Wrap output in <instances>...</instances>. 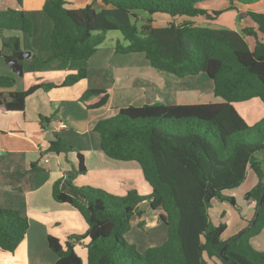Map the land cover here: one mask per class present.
<instances>
[{
  "label": "trees",
  "instance_id": "16d2710c",
  "mask_svg": "<svg viewBox=\"0 0 264 264\" xmlns=\"http://www.w3.org/2000/svg\"><path fill=\"white\" fill-rule=\"evenodd\" d=\"M21 3V0H17ZM79 8H69L68 0H45L43 10L52 21L51 53L43 61L61 57L86 60L105 41L106 33L118 30L116 53H142L148 64L177 77L204 72L213 82V94L220 102L165 103L155 101L128 105L117 113L99 119L93 130L102 152L109 158L135 161L144 181L117 195L89 184L83 155L76 151L77 166L52 185V197L75 208L87 223L83 234L69 235L62 244L48 235V247L56 254L55 264H83L74 242L87 239L86 264H208L216 258L222 264H264V249L253 241L264 233V115L249 125L234 106L235 102L259 98L264 104V12L247 10L257 25L236 31L227 27L198 25L194 18L214 20L224 9H207V0H100ZM227 9L249 7L261 0H226ZM21 13L22 29L30 32L32 22ZM170 18L156 25L153 15ZM139 22L140 25H139ZM254 39L251 48L245 37ZM20 40L7 37L0 56L6 62L21 64ZM34 58V64L39 63ZM87 76L86 68L66 73L54 80L33 84L24 91L0 93L4 111H22L26 98L37 89L48 91L71 86ZM14 76L0 74V87H11ZM98 95L89 107L97 108L108 98L106 90L89 88L80 100ZM47 120V119H43ZM14 129V128H13ZM47 151H74L59 137L49 142ZM250 168L256 184L244 194L255 202L258 213L254 224L243 227L228 239L226 226L214 225L208 207L214 198L234 202L224 191L238 187ZM31 170L41 169L38 162ZM145 203L156 221L165 224L167 235L159 245L139 250L125 238L133 225L147 229L150 224L136 220ZM28 219L16 209L0 207V249L13 252L23 240ZM226 244L223 255L221 248Z\"/></svg>",
  "mask_w": 264,
  "mask_h": 264
},
{
  "label": "crops",
  "instance_id": "0c3cea01",
  "mask_svg": "<svg viewBox=\"0 0 264 264\" xmlns=\"http://www.w3.org/2000/svg\"><path fill=\"white\" fill-rule=\"evenodd\" d=\"M44 1L21 0L18 3L17 0H0V49L5 38L16 36L20 40L21 51L29 52L28 56L21 58L20 75L0 56V74L15 77L14 85L0 87V93L6 95L11 91H24L33 84L47 80L59 82L64 74L83 67L87 70V76L71 86H57L48 91L35 90L26 98L22 111L7 112L0 107V207L16 209L29 221L23 240L13 252L0 249V264H55L56 254L48 247V235L55 236L64 244L69 235L86 231L87 223L80 212L66 203L55 201L51 193L53 183L76 168V151L83 155L87 179L93 186L123 195L128 188H136L143 183V173L137 162L125 163L111 159L102 152L99 136L93 130L99 119L116 114L121 107L158 100L165 103L222 101L214 94L203 97L191 86H182L183 80L165 76L166 73L148 64L144 54L116 53L114 43L122 37L116 36L110 43L104 41L86 60L58 57L43 61L51 53L52 30V21L43 10ZM89 3L95 8L102 5L100 0H68L65 6L79 8ZM219 4L223 5L220 8L224 9L223 13L232 12L230 22L215 26L210 24L212 20L202 17L191 20L201 26L227 27L236 31L253 27L256 30L257 25L246 11L264 12V0L249 7L238 6V10L227 9L226 0H207L201 6L214 9ZM20 12L30 18V32L23 31ZM153 19L156 25H165L171 20L159 14L153 15ZM258 38L264 40V34L258 33ZM245 39L252 48L254 39L249 36ZM34 58L40 62L34 64ZM89 88L106 90L108 98L104 105L89 107L99 100L98 95L80 100ZM234 106L248 124L255 123L264 115V104L257 97L235 102ZM59 123L65 124V127L59 128ZM57 137L74 151L59 154L47 151L49 142ZM35 162L41 169H30ZM256 182L257 176L248 168L244 181L238 187L223 192L225 196L234 198V202H230L239 209L238 214L228 209L227 200L214 198L223 212H229L235 220L234 228L225 234L229 230L227 225L223 231V239L236 234L253 217L255 202L245 200L244 194ZM145 214L136 220H145L146 217L145 221L153 225L154 222ZM148 215L151 213L148 212ZM86 242L85 238L73 243L83 264H86L87 257ZM253 244L258 249H264V233ZM207 262L222 264L216 258H207Z\"/></svg>",
  "mask_w": 264,
  "mask_h": 264
},
{
  "label": "rangeland",
  "instance_id": "374dc122",
  "mask_svg": "<svg viewBox=\"0 0 264 264\" xmlns=\"http://www.w3.org/2000/svg\"><path fill=\"white\" fill-rule=\"evenodd\" d=\"M221 7H223V5H220V4L215 5L214 9L217 10V9H220ZM231 13H232L231 11L224 12V13L222 12L219 16L216 17V19L212 20L213 23H210V24L219 26L224 23L230 22ZM140 23L141 22H139V25ZM198 23H201V22H198ZM116 36L119 38L122 37L120 31L118 30L107 31L105 42L110 43L113 39H115L114 37ZM135 54L143 56L142 53H135ZM162 72L166 73L165 76H172L174 80L176 79L183 80L182 86H185V87L191 86V89L198 91L199 94H201L203 97L207 98L208 96L213 95V82L204 72H200L197 75L184 76V77H177L165 71H162ZM178 87L180 86L178 85ZM124 162L127 163L129 161H124ZM212 200L208 207L209 218L214 225H217L219 223H224L226 227H228L227 225H229L228 227L229 230L226 231L225 233L227 234L232 228H234V225H235V220L233 219V215H231L229 212H223V208L219 206L220 203H216L214 199ZM226 205L228 206V209L231 208L234 213L236 211L238 214L239 209L237 207H233L232 203L229 200H227ZM147 207L148 206L145 203H142L139 206V210L144 211V214L146 213L145 216L150 217L151 221L154 222L153 225H151L145 230L140 229L136 226H133L125 234V238L129 242L134 243L139 250H144L145 248L151 245L161 244L167 235V228L165 224L161 222H157L155 220L156 218L155 215H153V213ZM148 212L151 213V215H148ZM146 219L147 218L145 217V220Z\"/></svg>",
  "mask_w": 264,
  "mask_h": 264
},
{
  "label": "water",
  "instance_id": "95a60500",
  "mask_svg": "<svg viewBox=\"0 0 264 264\" xmlns=\"http://www.w3.org/2000/svg\"><path fill=\"white\" fill-rule=\"evenodd\" d=\"M29 55V52H22V54L20 55V58H22L23 56H28ZM7 64L9 66H11L14 70V72H16L18 75H20L22 73V65L17 62L16 60H11V61H8ZM263 198H264V192L258 202V208L261 206L262 204V201H263ZM258 208L255 212V215L254 217L252 218L251 222L248 224V226L245 228V230H248L255 222L256 220V217H257V213H258ZM225 247H226V244L221 248L220 250V255L221 256H224L223 253H224V250H225Z\"/></svg>",
  "mask_w": 264,
  "mask_h": 264
},
{
  "label": "built area",
  "instance_id": "2783aa9c",
  "mask_svg": "<svg viewBox=\"0 0 264 264\" xmlns=\"http://www.w3.org/2000/svg\"><path fill=\"white\" fill-rule=\"evenodd\" d=\"M58 127H59V128H63V127H65V124H63V123H59V124H58Z\"/></svg>",
  "mask_w": 264,
  "mask_h": 264
}]
</instances>
